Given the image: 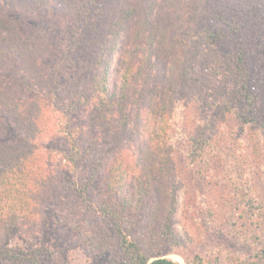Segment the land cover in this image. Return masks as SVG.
Returning a JSON list of instances; mask_svg holds the SVG:
<instances>
[{"label": "rangeland", "instance_id": "1", "mask_svg": "<svg viewBox=\"0 0 264 264\" xmlns=\"http://www.w3.org/2000/svg\"><path fill=\"white\" fill-rule=\"evenodd\" d=\"M73 1L66 9L52 4L41 9L5 10L14 18L21 35L36 34L46 50L39 60L40 80L26 79L13 56L2 68V77L13 86L21 100L39 98L47 107L59 111L41 136H32V132L31 135L24 131L9 115L0 114V143L42 153L51 163H47L51 178L38 193H29L32 202L25 205L19 218L12 215L15 212L13 204L17 203L13 195L3 199L0 219L7 222L3 229L0 228V246L23 251L22 256H33L35 264H133L130 254L121 247V231L130 239H142L137 243L149 256L147 263L165 257L177 264H186L200 257L202 264H229L237 257L244 260L252 255L264 245V194L250 207L243 206L235 195L229 204L234 209L231 216L225 206L224 209L217 206L224 220L223 226L216 228L213 216L206 214L203 208L202 196L208 188L232 187L229 181L235 180L239 188L246 185V181H252L257 188L264 189V145L255 148L258 152L255 157L252 154V165H246L250 161L242 156L240 166L245 165V178H238L241 176L237 173L239 170L226 161V139L242 136L244 131L238 118L250 115L247 107L241 106L237 84L231 85L230 80L221 82L210 70L211 67L220 70L229 67L230 71L231 66L234 70L239 67L254 75L253 80L264 73V0H183L174 7L169 0H157L162 8L159 5L154 13L158 12L159 19L166 18L172 23L171 34L183 37L178 59H181V66L189 70L187 77L174 75L170 80L167 96L171 103L173 100L174 109L167 108L168 115H157L151 133L146 136H142L135 116L141 115L145 107L141 97L145 94L155 96L151 92L155 89L153 82L142 84L136 92L130 90L125 107L127 120L119 117L103 128L100 123L106 119L103 118L106 107L101 108V104L91 98L85 100L86 94L82 92L87 85L85 55L88 53L78 46V36L87 10L88 14H93L90 18L96 19L100 14V21L107 24L129 5L145 11L149 0ZM136 18L133 16L129 23ZM153 18L156 19V15ZM134 28L130 26L121 33L118 46L133 42ZM121 50L115 49L109 57V85L117 91L123 74ZM143 55V52L138 53L135 60ZM158 57L157 69L165 74L159 75L157 84L165 89L161 78L166 76L168 68L174 67L172 61L178 59L162 54ZM152 60L156 61V56H152ZM137 64L141 65L140 61ZM249 90L256 93L252 85ZM81 93L85 98L79 97ZM223 93L230 105L239 106L234 105L238 115H222V107L217 103ZM136 94L140 97L138 101L132 98L137 97ZM163 94L165 92L160 97L166 99ZM262 111L264 113V109ZM62 112L70 115L69 122L61 118ZM62 126L65 131L60 130ZM160 134L165 139L159 143L167 149L165 156L159 157L161 163L166 162L169 172L173 171L171 180H175V174L184 175L182 181L189 185L193 205L198 208L187 220L188 232L193 236L185 235L183 228L179 230V222L186 225V220L172 223L173 218H169L168 210L163 208L164 202L162 209H153L150 194L136 193L132 187L135 176H142V156L145 164L151 165L152 159L156 162L155 172L160 175L159 159L152 157L150 152ZM209 136L213 137L203 138ZM71 138L82 149V157L73 166L64 159L73 154ZM233 153L239 155L237 147ZM116 160L132 171V176L128 174L123 181L122 196L129 199L126 205L129 204L134 213L132 219L116 220L117 224L98 211L103 204L107 207L105 176ZM238 192L243 194L242 190ZM209 193L211 197L213 194Z\"/></svg>", "mask_w": 264, "mask_h": 264}, {"label": "trees", "instance_id": "2", "mask_svg": "<svg viewBox=\"0 0 264 264\" xmlns=\"http://www.w3.org/2000/svg\"><path fill=\"white\" fill-rule=\"evenodd\" d=\"M169 1L172 7H174L183 0ZM73 2V0H0V114L9 115L13 122L19 124L24 131L29 134L32 132V136H41L43 132L45 133L48 130L51 119L54 118L55 112L59 111V109L56 110V108L47 107L46 103L44 104L39 98L21 100L13 86L2 77L1 70L6 64L7 59L13 56L23 70L26 79L40 80V76L42 75L39 60L43 56L46 46L36 34L21 35L14 18L7 15L5 10L6 8L13 11L19 9H41L52 4L66 9ZM159 5H161L159 1L149 0L145 6V11L140 10L137 6L130 7L129 5L127 8L121 9L118 15L114 19L112 18L107 24H103L100 21L99 16H102L100 14L99 16L97 15L96 19L93 17L90 18L93 14H88L89 10H87L86 20L83 23L80 22L81 27L79 33L81 35L79 34L78 36L80 39L78 46L82 47H80L82 51L88 53L85 55L87 58V70L85 72L87 85L84 86L85 90L83 91L82 89V92L86 94L85 96L87 98L85 100L91 98L95 100L96 104L97 102L100 103L101 108L106 107L107 111L103 115V118L106 119H102L100 123L103 128H107V122L112 124L119 117L120 119L124 118V120H127L126 115L128 114H125V107L127 100L131 96L130 90L136 92L139 86L148 84V82H153L155 89H152L151 92L155 93V96L145 94V97H141L145 107L142 109L141 115L135 116V120L139 124V130L143 133L142 136L151 133L157 115L161 113L162 115L164 113V115H168L167 113L170 112L169 109H174L173 100L172 103L169 101L170 97L167 96V90L169 89L166 87L171 85L169 82L174 78V75H178L180 78L187 77V70L189 69L186 66H181L179 62L181 59H178L183 37L176 33L171 34L172 23H169L166 18L159 19L157 16L158 12L154 13V10ZM154 15H156V19L153 18ZM133 16L137 18L129 23ZM133 25L135 26L132 34L133 42L130 43L129 41L123 44L122 47L118 46L121 33ZM92 47L94 49H91ZM115 49H122L121 55L123 62V74L118 91L113 88L114 86L109 85L108 78L109 57ZM142 52L144 53L143 57L141 56L135 60L137 54ZM147 54L148 57L146 56ZM150 54L151 57L149 58ZM158 54L170 58L176 57L178 59L177 61H172L174 64V67L171 65L173 69L168 68L166 76L164 75L161 78L165 83V89L162 88V85L157 84L160 78L159 75L165 74L160 73L161 69L159 71L157 69ZM152 56L154 58L156 56L157 60H152ZM138 61H140L141 65L137 64ZM210 70L215 73L214 77L220 79L221 82L224 83L225 80H230L231 85L237 84V88H239L241 93V106L245 105L249 112L248 115H250L249 118H238L241 120L242 125L240 127L244 133L239 138L228 137L225 141L224 153L226 154V161L232 162L231 164L239 170L237 173L241 174V176L238 178H245V175H247L244 174L245 165L243 167L240 166L242 156L250 161L246 165H252V154L255 157L258 152L255 148L259 147V145H264V141L262 140L264 137V113H261L264 109V73L259 74L257 80H253L254 75L244 69H239V67L234 70V67L231 66L230 71L234 70L231 73L229 67L226 70L211 67ZM250 85L256 89L255 94L249 90ZM164 92L167 96L166 99L160 97V94ZM165 94H163L164 97ZM79 97L82 99L85 98L82 93ZM226 97L227 95L225 93L221 94V98L217 103L220 108L222 107V115H238L237 107L239 106L236 104L234 105L237 107L230 105L231 103ZM132 98L136 101L140 99L139 96ZM80 101L81 99L78 102ZM167 108H169V112H167ZM242 110L245 111L244 107H242ZM69 116L67 113H61V118L66 123L69 122ZM224 121L225 119L223 120V125ZM218 123L215 125H218ZM244 124H247L248 127ZM205 125L208 126V124ZM60 130L65 131L66 129L62 126ZM217 133L218 131L215 132V134ZM210 137L212 138L213 136L203 138ZM163 139L165 137L160 134L157 136V141L151 145V155L155 159L157 158V160L160 156L164 157L166 153V148L162 147V144L159 143ZM149 140H151L150 137ZM79 147L80 145L73 143V140L70 142V148L73 150V154L71 156H65L66 163L72 166L77 164L78 159L82 157V149ZM235 147L239 150V155H234ZM220 156L224 158L223 155ZM141 160L142 176L136 175L135 178L133 177L135 185H132V187L135 192L139 193V191H144L147 195L150 194L153 209H162V203L164 202L165 205L163 208L168 210L169 218H173L172 223L176 220H186V225L179 222V230L183 228L185 235L193 236L192 233L188 232L189 226L187 225L189 224L187 220H190V213L196 211L198 208H195L193 205L192 195L188 192L189 185L182 181L184 175L181 173L175 174V180H171L173 171L169 172L170 167H168L167 163H161L159 159L158 169H160V175L158 176L155 172L156 162L154 163L153 159L151 165L144 163L143 156ZM45 161L46 159L42 153L18 149L15 146L0 143V206L2 205L3 199L9 198L10 194H12L13 199L17 202L13 204V210L15 212L12 215L15 218H19L23 208H26L25 205L32 202L29 193H38L51 178L49 166L47 165L49 161ZM155 173L158 178L155 176ZM128 174L132 176V171L129 170V167L116 160L108 169L107 175L105 176L104 189L107 191L109 199L107 201V207L103 204L104 206H99L98 211L102 215L107 214V217L115 220L116 224L118 221L124 222L127 219H132L134 216V213L131 212L130 205H126L129 199H125L122 196L123 181L128 177ZM229 183L232 184V187L225 186L224 189L216 190L208 188L202 196L203 208L207 211L206 214L213 216L215 228L217 226H223L224 219L221 209H224V206L230 212L228 214L230 216L232 215L234 209L229 204L230 200H234L235 195L238 200L242 201V205L245 207H250L263 198L264 189L257 188L252 181L250 183L246 181V185L242 186V188L237 186L236 180L233 182L229 181ZM255 188L256 191H254ZM240 189L243 191V194L238 192L241 191ZM209 192H212L214 195V202H212L213 195L210 197ZM220 198L222 199L221 202L216 203L218 202L216 200H220ZM119 204L122 206L119 207ZM217 206H220L221 209ZM169 218L167 219L168 221H170ZM5 222L7 221L0 219V228H4L3 225H5ZM119 233L121 247L127 254H130L133 264H177L176 261L165 257L154 258L147 263L149 256L142 251L140 245L138 246L137 243L138 241L141 243L142 239L136 241L130 239L126 233L121 231ZM22 252H18L14 248H9L5 245L0 246V255L5 258L1 259L2 257H0V264H35L33 256L28 254L22 256L20 255ZM197 263L202 264L200 257H197L196 262L186 261V264ZM229 264H264V245L257 248L246 259L243 260L237 257Z\"/></svg>", "mask_w": 264, "mask_h": 264}]
</instances>
